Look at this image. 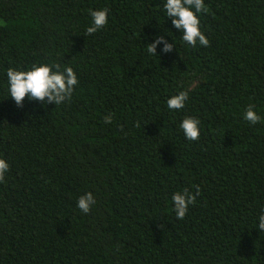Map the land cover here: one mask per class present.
<instances>
[{"label": "trees", "instance_id": "obj_1", "mask_svg": "<svg viewBox=\"0 0 264 264\" xmlns=\"http://www.w3.org/2000/svg\"><path fill=\"white\" fill-rule=\"evenodd\" d=\"M165 2L0 0V264H264V0H204L210 46L196 48ZM104 8L106 27L86 35ZM158 36L172 52L148 53ZM53 63L78 77L71 101L18 107L7 70ZM197 187L178 220L172 196Z\"/></svg>", "mask_w": 264, "mask_h": 264}, {"label": "clouds", "instance_id": "obj_2", "mask_svg": "<svg viewBox=\"0 0 264 264\" xmlns=\"http://www.w3.org/2000/svg\"><path fill=\"white\" fill-rule=\"evenodd\" d=\"M167 18L171 19L173 27L182 33V40L193 48L199 44L203 47H209L210 41L201 31V24L198 15L208 13L209 8L204 0H166L163 4ZM92 24L86 29V35H94L108 24L109 10H89ZM163 45L161 51L165 54L173 51L174 44L168 43L163 36H158L147 45L150 55L157 56L156 49ZM8 91L11 99L15 101L18 107H23L27 98L29 101L39 102L42 105L54 104L61 105L64 102H70L75 90L79 84L78 77L72 67L64 66L61 70L59 63L53 64H33L31 70L22 71L9 68L7 70ZM189 99L187 91H181L177 95L167 100V106L170 110L180 111L184 109ZM244 119L250 125H256L262 122V117L257 114L252 105L245 109ZM106 124L112 123L111 115L105 116ZM199 120L193 117H186L182 120L180 128L185 139L188 141H198L200 139ZM139 123L137 127H139ZM10 171V165L6 160L0 158V183H5L6 174ZM200 195L197 187L193 194L185 188L181 192H176L172 196L174 212L178 220H183L187 215L190 205L196 204V197ZM96 200L91 192L81 196L77 201V207L81 212L88 214ZM259 231H264V214L259 216Z\"/></svg>", "mask_w": 264, "mask_h": 264}]
</instances>
